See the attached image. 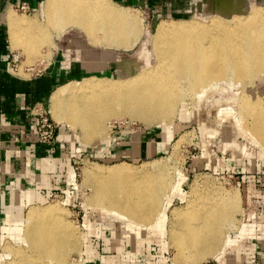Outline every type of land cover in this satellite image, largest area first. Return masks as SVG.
<instances>
[{
	"label": "bare ground",
	"instance_id": "1",
	"mask_svg": "<svg viewBox=\"0 0 264 264\" xmlns=\"http://www.w3.org/2000/svg\"><path fill=\"white\" fill-rule=\"evenodd\" d=\"M111 2L45 0L43 24L36 17L23 19L11 12L12 46L22 47L20 39L26 35L29 38L22 48L28 56H37L33 43L39 37L44 38L40 34L46 31L47 37V32L54 31L59 37L72 27L83 30L96 45L97 35L101 33L106 47L129 49L140 34L141 21ZM218 6L211 8L213 15L209 21L195 18L160 21L152 37L155 63L143 58L137 63L139 66L128 68L125 73L119 70L118 78L91 76L59 87L50 104L56 122L68 125L73 133L80 129L82 140L88 145L109 143L112 125L104 124L108 119L122 116L139 120L147 127L162 126L167 134L179 105L187 97L192 101L201 99L211 91L214 81L229 76L243 84L261 78L264 75V9L247 4L242 9L228 6L231 11L225 12L227 9L219 11ZM251 100L244 96L238 105L240 117L252 119L250 126L244 128L239 123L237 126L264 149V99ZM180 112L184 117L188 115L184 110ZM185 139L183 135L174 149ZM162 162L153 161L150 169L148 165L134 167L126 162L110 166L86 163L84 182L93 188L88 205L103 215H112L115 220H133L132 227L157 230L156 223L163 222L166 213L164 200L168 192L165 189L174 183L173 175L164 165L166 162ZM180 185L181 182L177 184L178 189ZM198 189L197 185H191L186 207L172 211L169 234L176 250L174 264H200L210 257L220 260L233 244L226 231L235 224V210L240 204L238 191L223 192V202L218 203L223 211H216L213 201L205 204L197 201L207 198L197 197ZM61 211L56 204L30 207L25 225L16 224L15 229L25 247H9L13 256L9 264H68L67 252L80 248L81 235Z\"/></svg>",
	"mask_w": 264,
	"mask_h": 264
},
{
	"label": "rangeland",
	"instance_id": "2",
	"mask_svg": "<svg viewBox=\"0 0 264 264\" xmlns=\"http://www.w3.org/2000/svg\"><path fill=\"white\" fill-rule=\"evenodd\" d=\"M110 1L117 7L127 9L131 16L138 17L139 19H137L141 21V31L137 40L134 41L135 43L133 42V47L129 49H118L115 46L106 47L104 43L102 44L103 35L101 33L97 35L99 41L96 45V42H93L83 30L70 27L59 37L54 31H51L50 33L47 32V38L45 37L46 31H44L40 34L44 38L39 37L33 43L34 48L39 50L38 52L35 50L38 55L29 54L28 56L22 47H26L25 42L29 37L21 34L23 38L20 39V46L22 45L20 49H23V54L16 52L20 55V60L17 63L19 69L13 72L24 77H30L31 71L28 69L37 70L40 68L45 57H50L51 46H55L59 41L66 42L68 39H74L75 43L77 42L75 47L80 50L79 52H81L80 44L84 48V53H81L84 54L85 58L92 62H99L105 54L108 63H112L106 69L108 72H112L113 76L98 77L118 78L119 70L125 73L129 70L128 68L139 66L143 58L152 63L157 61L152 37L158 23L162 20L179 21L195 18L200 21H209L215 5H219V11L227 9L225 12L231 11V8H227L228 6L242 9L247 4L264 9V0H224L225 4L222 0L217 2L214 0ZM43 5L44 2L41 4L40 10L32 14L13 13L20 18L34 19L36 17L43 24L45 20ZM22 32L24 33V31ZM86 78H80L77 82ZM209 91L206 94L212 93L211 96L205 94L206 97L197 98L194 101L190 96L187 97L185 101L189 107H187L186 102L179 105L178 113L173 123L169 125L167 134H165L162 126L147 127L141 121L129 116L108 119L104 125H112L109 135L113 140L110 139L111 143L108 145L111 150L110 153L107 151V146H102V144L101 146L97 144L88 145L83 142L82 131L78 129V132L74 133L76 135L75 152L72 153L71 159L73 172L64 171L58 173V176L52 177L50 188L44 189L42 192L44 200L27 203L23 210V220L19 221L20 223L17 221V224L25 225V218L31 206L56 204L62 208L61 213L65 220L76 226L81 235V244L78 249L80 251L73 250L70 252L69 249L67 252L68 264H96L86 252L90 243L94 249L101 252V256H106L105 258L115 256L114 259L117 260L118 264H174L173 258L176 250L169 234L173 222L172 211L176 208L186 207L190 187L194 184L199 188L197 197L213 198L207 199L205 197L206 199L200 198L197 201L203 204L213 201L215 203L213 204L217 205L216 211H223L221 205L218 204L223 202L221 197L223 192L226 193L232 189L238 191L240 204L238 210L237 208L235 210V224L226 231L232 243L233 240L237 242L238 237L233 236V232L240 231L244 220L252 214L254 216L258 213L264 214V149L249 134L239 131L237 126V123L244 128L250 126L251 118L245 119L243 116L242 119L240 117L239 99L244 96L252 99L251 101L264 99V75L246 84L237 83L234 77L229 76L224 80L214 81L211 93ZM182 110L188 114L186 117L181 115L180 111ZM52 118L56 122L53 116ZM56 124L58 127L64 126L73 134L68 125L57 122ZM141 135L143 136L142 146L144 149L147 148L148 141L151 139L159 142L158 146H162L164 149H159L152 156L146 155V149V152L143 150L142 156L137 155L132 147L134 145L133 140L135 141L136 137L141 138ZM183 135L186 138L182 142L183 144L181 143L180 147L177 145V148L174 149L176 142ZM101 148H103L102 152H106L100 153ZM127 148L131 149L128 154L123 152ZM80 149H84V151L80 152ZM156 160L163 161L162 163L166 162L164 165L167 172L171 176L173 175L172 179L174 180L173 186H168L169 188L165 189V192H168V197L164 200L166 213L163 220L165 222H159L161 225L156 223L157 230L151 228L146 230L139 226L132 227L133 220H115L112 215H103L97 208L88 205V197L92 195L93 188L84 182L86 163L91 166L95 164L110 166L126 162L134 167L148 165L150 169L152 162ZM184 177L186 178L184 179ZM179 182L181 185L178 189L177 184ZM221 220L224 221V217H221ZM4 228L5 231H3ZM8 228H12L16 235L12 234L11 229L9 231ZM16 228V222L0 220V262L2 264H9V260L13 259L10 246L25 247L26 243L17 235ZM104 235L111 242L105 240ZM115 236H118V239ZM235 242L234 245H236ZM229 251L232 252L231 248ZM225 256L228 257L230 254L225 252L222 258ZM220 260L216 257H210L200 264H219ZM257 261L258 264H264V254Z\"/></svg>",
	"mask_w": 264,
	"mask_h": 264
},
{
	"label": "crops",
	"instance_id": "3",
	"mask_svg": "<svg viewBox=\"0 0 264 264\" xmlns=\"http://www.w3.org/2000/svg\"><path fill=\"white\" fill-rule=\"evenodd\" d=\"M43 2L44 0H0V220H12L16 224L23 220V210L27 203L44 200L42 192L50 188L52 177L64 171L73 172L71 159L75 152L76 135L60 125L53 144L46 146L41 143L33 108L38 105L49 108L53 93L68 82L88 76H113L106 69L112 63H108L105 54L99 62H92L82 54L84 48L81 44L82 53L75 47L77 42L74 39L59 41L51 46L50 57H45L41 67L30 73V77L12 72L13 55L16 52L23 54V50L12 46L9 15L11 12L32 14L40 10ZM24 5L28 10L20 9ZM97 64L100 67H96ZM136 138L132 147L137 155L142 156L146 149V155L152 156L159 149H164L158 146L159 142L155 139L148 141V146L144 149L143 136ZM111 141L102 144L107 146L109 153L111 150L108 145ZM102 149L100 153H105ZM129 150L131 149L127 148L123 152L128 154ZM241 225L237 235V232H233V236L238 237L237 242L233 240L226 251L230 256L222 258L219 264H258L257 260L263 256L264 214H252ZM10 229L15 234L12 228H8L9 231ZM115 237L118 239V236ZM104 238L110 240L106 235ZM230 248L232 252H228ZM86 252L96 264H118L115 256H101V252L94 249L91 243Z\"/></svg>",
	"mask_w": 264,
	"mask_h": 264
},
{
	"label": "built area",
	"instance_id": "4",
	"mask_svg": "<svg viewBox=\"0 0 264 264\" xmlns=\"http://www.w3.org/2000/svg\"><path fill=\"white\" fill-rule=\"evenodd\" d=\"M22 10H28L27 6H21ZM20 60V55L19 54H14L12 58V65H11V70L17 71L18 68V61ZM28 71L35 72L36 69L29 68ZM33 117L37 121V133L39 137V141L46 146H50L53 144V142L56 140V132L58 129V125L56 122L53 120L50 110L48 107L44 105H38L33 108Z\"/></svg>",
	"mask_w": 264,
	"mask_h": 264
}]
</instances>
